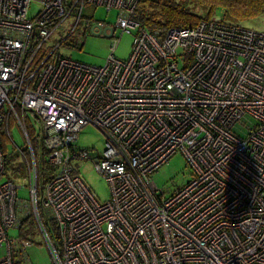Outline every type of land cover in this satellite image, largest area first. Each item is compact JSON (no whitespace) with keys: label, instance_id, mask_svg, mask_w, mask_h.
I'll return each mask as SVG.
<instances>
[{"label":"built area","instance_id":"2783aa9c","mask_svg":"<svg viewBox=\"0 0 264 264\" xmlns=\"http://www.w3.org/2000/svg\"><path fill=\"white\" fill-rule=\"evenodd\" d=\"M33 2L41 9L29 17ZM139 2L0 0V125L12 144L15 123L26 138L32 215L52 263L264 264V32L211 18L150 33L135 19ZM87 4L120 12L114 27L98 23L111 38L104 66L60 55L67 38L50 44L75 10L79 25ZM124 32L135 41L122 60L114 51ZM29 112L55 168L41 199ZM90 125L106 138L95 159L75 148ZM177 153L193 175L165 197L154 176ZM84 160L108 182L110 200L75 174L72 163ZM19 188L0 148V264H22L32 245L8 236L22 226Z\"/></svg>","mask_w":264,"mask_h":264},{"label":"rangeland","instance_id":"374dc122","mask_svg":"<svg viewBox=\"0 0 264 264\" xmlns=\"http://www.w3.org/2000/svg\"><path fill=\"white\" fill-rule=\"evenodd\" d=\"M39 3L33 2L29 7V17H34L41 9ZM201 15H204V11H200ZM82 19L79 25L75 27L77 10L74 11L73 15L68 17L67 21L61 25L56 34L51 38L50 44H56L67 38L64 44L61 46L58 53L64 57L73 59L86 65L91 66H104L111 56L110 50V37L96 35L92 32V27L99 22L107 24V26L114 27L118 21L120 12L118 9H113L107 11L101 6L87 4L83 8ZM223 16L222 12L218 13L215 18H221ZM224 21L227 24L236 25L237 23L230 16H224ZM244 27L253 29L255 31L264 32V15L256 18V20L246 21L242 24ZM121 33V30H119ZM117 36H120L117 34ZM134 33L124 32L119 45L114 51L115 56L119 59H128L133 50L134 44ZM40 124L38 121L32 120L30 125V131L34 135H41ZM12 139L15 144H10L7 147L8 155V179L16 182L20 186L17 191V215L19 218L25 219L32 212L31 207V194L29 189V179L28 168L24 153L29 157V147L26 138L23 136L22 131L19 126L15 123L11 125L10 129ZM36 131V132H35ZM105 136L98 131L95 127L85 126L79 133L78 141L75 143V148L79 150H90L93 158L101 157L103 155V150L106 146ZM75 174L80 176L88 188L97 197V200L101 202H106L111 198V188L108 182L96 171L94 163L91 160L84 161H74L73 163ZM17 171V172H16ZM16 172V173H15ZM193 171L189 164L187 163L185 157L181 153H177L169 162L165 164L154 176L155 185L158 189L163 190L165 197L172 194L179 188H181L184 183H187L191 179ZM35 222L32 215L29 217L27 222L22 228H13L9 231L8 236L15 240L18 244L17 239H26L31 242V246L26 250L22 251V257L24 261L22 264H53V260L48 251V246L43 239L38 227H34ZM30 231L29 234L27 231ZM26 235V237H24ZM17 249H18V245ZM4 249H0V257L4 255Z\"/></svg>","mask_w":264,"mask_h":264},{"label":"trees","instance_id":"16d2710c","mask_svg":"<svg viewBox=\"0 0 264 264\" xmlns=\"http://www.w3.org/2000/svg\"><path fill=\"white\" fill-rule=\"evenodd\" d=\"M200 11H204V15H201ZM219 12L223 13L222 21H224V16H230L237 23L236 25H242L246 21L256 20V18L264 15V0H140L135 19L142 23V27L147 28L150 33L165 34L169 29L193 28L203 19L217 17ZM32 120L38 121L40 128L41 122L34 112L26 114L30 142H32L38 168V198L41 199L45 186L55 174V168L49 165L48 153L40 141V135H34L29 129ZM5 129V125H0V148L5 155L6 167L8 165L7 147L10 144V139ZM7 174L8 167H6V176ZM40 212L44 216L42 207H40ZM31 215L32 212L25 219H22V226L25 225ZM32 217L34 219L33 215ZM45 219V226L51 236L50 238L59 243V235L54 222L46 217ZM36 225L35 222L34 227ZM29 232L28 230L27 233L29 234Z\"/></svg>","mask_w":264,"mask_h":264},{"label":"water","instance_id":"95a60500","mask_svg":"<svg viewBox=\"0 0 264 264\" xmlns=\"http://www.w3.org/2000/svg\"><path fill=\"white\" fill-rule=\"evenodd\" d=\"M91 29L94 34L100 35L101 29L99 28V25L97 26V24H95Z\"/></svg>","mask_w":264,"mask_h":264},{"label":"bare ground","instance_id":"6f19581e","mask_svg":"<svg viewBox=\"0 0 264 264\" xmlns=\"http://www.w3.org/2000/svg\"><path fill=\"white\" fill-rule=\"evenodd\" d=\"M21 220V219H20ZM21 222H22V220H21Z\"/></svg>","mask_w":264,"mask_h":264}]
</instances>
